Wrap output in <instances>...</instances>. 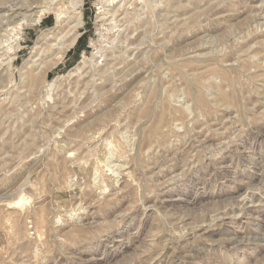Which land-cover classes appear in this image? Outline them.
<instances>
[{
	"label": "rangeland",
	"instance_id": "374dc122",
	"mask_svg": "<svg viewBox=\"0 0 264 264\" xmlns=\"http://www.w3.org/2000/svg\"><path fill=\"white\" fill-rule=\"evenodd\" d=\"M69 1H0V264H264V0H83L22 74Z\"/></svg>",
	"mask_w": 264,
	"mask_h": 264
},
{
	"label": "bare ground",
	"instance_id": "6f19581e",
	"mask_svg": "<svg viewBox=\"0 0 264 264\" xmlns=\"http://www.w3.org/2000/svg\"><path fill=\"white\" fill-rule=\"evenodd\" d=\"M0 1H2V0H0ZM82 1L83 0H70L69 1V8H70V10L67 11V12L56 11V9L52 8L50 5H47L45 8L42 7L41 10L35 12L34 14H30L28 16L26 14H23V13L22 14H20V13L18 14V11H17L16 14H18V15H15L14 17L17 18L20 15V17H23V18L15 26L13 25L14 27L12 28V30H10L11 33H12V31L15 32V33H18L19 31H22L26 27H30V26H34V25L39 24L40 21H41V19H42V16L45 13H52V12L54 13V16H55V26H54V30L55 31L57 29H59L60 26L62 24H64L65 22L66 23H69V29H68V31L64 35H61L60 36V34H62L64 32L60 33V32H58L60 30H58L57 32H55L54 35H52V37H50V39L53 38L52 39L53 41L51 40L52 42L50 44H48V41L45 42V40H43L42 43L39 41L40 43H38L37 46L35 47L36 48V51H34L35 52V55L33 56V58H31V60H29V63H27L25 65L23 64L24 66H22V68L20 69V72L22 74L26 73L28 71V69H30L32 71V76H33L32 79L34 80L35 77H39L41 74H43L47 70H49V68H51L53 65L59 63L63 59V57L65 56V54L72 47H74V45L76 44V42H77V40H78V38L80 36V33H79L78 29H80L83 26V13H82V10H81ZM108 1L109 0H103V1L101 0L102 7H104ZM6 6H5V8H6ZM14 12H16V11H14ZM12 15H13V13H12ZM12 19H14V18H12ZM11 23H12V21H11ZM66 27H68L67 24H66ZM7 30H9V29L7 28ZM10 31H8V34H7L8 36H10V33H9ZM5 43L7 45L6 46L3 45V47L4 48L6 47L7 48L6 49V52H8V50H10V48H9L10 44H8V41H5ZM45 43L47 44L46 46H44ZM46 55H47V57H50V59H48L47 61L44 62L43 61V57H46ZM28 64H30V65H28ZM47 85H49V84H47ZM122 133H123V131H122ZM13 204H15V203H12V205Z\"/></svg>",
	"mask_w": 264,
	"mask_h": 264
},
{
	"label": "trees",
	"instance_id": "16d2710c",
	"mask_svg": "<svg viewBox=\"0 0 264 264\" xmlns=\"http://www.w3.org/2000/svg\"><path fill=\"white\" fill-rule=\"evenodd\" d=\"M78 42V41H77ZM77 44V43H76Z\"/></svg>",
	"mask_w": 264,
	"mask_h": 264
}]
</instances>
